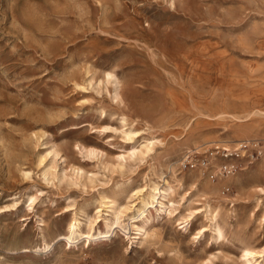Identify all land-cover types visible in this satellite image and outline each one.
<instances>
[{
    "label": "rangeland",
    "instance_id": "374dc122",
    "mask_svg": "<svg viewBox=\"0 0 264 264\" xmlns=\"http://www.w3.org/2000/svg\"><path fill=\"white\" fill-rule=\"evenodd\" d=\"M122 114L162 143L119 168L132 146ZM188 137L198 145L180 148ZM253 140L264 145V0H0V264H243L244 246L264 249V157L216 181L180 162ZM176 161L197 175V187L177 186L179 212L199 211L180 225L179 212L156 218L168 252L138 244L109 200L134 203ZM207 203L221 205L225 240L212 237ZM77 219L109 236L69 238Z\"/></svg>",
    "mask_w": 264,
    "mask_h": 264
},
{
    "label": "bare ground",
    "instance_id": "6f19581e",
    "mask_svg": "<svg viewBox=\"0 0 264 264\" xmlns=\"http://www.w3.org/2000/svg\"><path fill=\"white\" fill-rule=\"evenodd\" d=\"M253 33H256L253 31ZM181 46H175L174 54L178 57H184L188 60L190 58V50L183 51ZM186 59V60H187ZM108 82L113 74L112 72H108ZM119 85L115 84V95L117 98H120V93L118 91ZM257 113L254 110L247 111L243 115L234 116V118L240 122L246 121L251 115ZM101 117H109L108 112L105 108H101L100 110ZM219 116H227L223 112L218 114ZM233 116V115H232ZM231 116V117H232ZM111 117V116H110ZM120 119L123 123V137L127 140L132 146L127 149L126 153L118 155L116 167L124 168L129 164V162L133 161H144L148 157L152 155L155 151L156 146L161 144L160 140H156L151 136V133L146 128L137 129L138 122L135 120H131L127 115L122 114ZM102 129V128H100ZM243 133V132H242ZM244 134V133H243ZM200 138L188 137L187 139L180 142L182 147H189L190 145H198ZM136 143V144H135ZM91 153L97 154L100 152L99 148L95 146L85 147ZM84 148V149H85ZM227 148V147H223ZM87 151V153H88ZM264 160V159H263ZM260 161L259 163H264V161ZM181 163V162H180ZM177 165L179 162H174L170 166V177L163 178V176H158L156 179L151 180L150 184L146 185L143 188L138 189L135 193L136 200L134 203L129 205H124L118 209L114 210L116 199L109 200L111 202V211H115L117 220L115 223H120L123 217H128L132 219L131 226L132 229L135 230V238L137 239L138 244H142L148 240L157 239L158 241L164 242L165 238H163V231L161 227L155 223L156 218H161L163 214H167L170 217V220L175 219V216L179 214V217L176 219L177 224H182L184 222H190L198 213L199 208H195L190 210L188 213L183 214L179 212L181 207V199H184L185 196H182L180 199L177 198V186H183L185 183H189L192 187H197V175L196 174H183L179 172L177 169ZM79 169V168H78ZM130 182L129 184H131ZM215 187V185H214ZM211 188L212 185H211ZM261 191L264 194V189L261 188ZM132 195V194H131ZM134 195V194H133ZM107 201V200H106ZM207 211L210 213V221L212 224L213 236L216 240L222 239L225 240L227 238V232L224 228L222 221L220 220L221 214V205L216 204L212 206L211 204H206ZM177 212H179L177 214ZM103 222L106 226L112 224V219L110 217L103 218ZM98 221L97 218L89 219L88 226L92 230L95 228V223ZM175 221V222H176ZM123 222V221H122ZM121 222V223H122ZM81 222L77 220H73L68 226V233L66 235L69 238H73L78 234L87 233V238L89 240V245L92 240H96L98 238L108 237L109 234H105L102 236H95L94 233H91V230L84 231L81 227ZM98 225V223H97ZM122 225V224H120ZM126 225V224H125ZM108 228V227H107ZM113 228V227H112ZM208 227H203V229H207ZM203 229H200L198 232L201 234ZM132 230V231H133ZM103 232L99 230L98 234H102ZM127 234V233H126ZM59 235H63V233H59ZM165 235V234H164ZM77 237V236H76ZM165 239V240H164ZM71 244L75 243L73 241H69ZM165 243L166 250L168 252L176 249V244H174V240H168ZM264 249H257L253 245H246L242 249V263L243 264H264ZM207 260V259H206Z\"/></svg>",
    "mask_w": 264,
    "mask_h": 264
},
{
    "label": "built area",
    "instance_id": "2783aa9c",
    "mask_svg": "<svg viewBox=\"0 0 264 264\" xmlns=\"http://www.w3.org/2000/svg\"><path fill=\"white\" fill-rule=\"evenodd\" d=\"M263 157L264 145L261 141H243L215 151H188L182 157L181 168L196 170L213 181L224 180ZM227 190L230 187L227 186Z\"/></svg>",
    "mask_w": 264,
    "mask_h": 264
}]
</instances>
